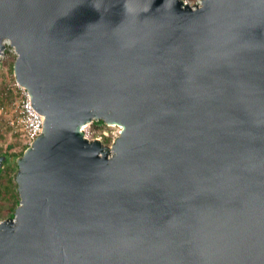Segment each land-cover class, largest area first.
<instances>
[{"label": "water", "instance_id": "obj_1", "mask_svg": "<svg viewBox=\"0 0 264 264\" xmlns=\"http://www.w3.org/2000/svg\"><path fill=\"white\" fill-rule=\"evenodd\" d=\"M6 39L45 121L0 264H264V0H0Z\"/></svg>", "mask_w": 264, "mask_h": 264}, {"label": "rangeland", "instance_id": "obj_2", "mask_svg": "<svg viewBox=\"0 0 264 264\" xmlns=\"http://www.w3.org/2000/svg\"><path fill=\"white\" fill-rule=\"evenodd\" d=\"M191 4L197 0H188ZM17 55L8 54L0 66V107L4 106L0 117V155L7 157L0 168V221L14 217L20 195L16 181L17 158L29 147L27 135L21 128L15 130L10 121L15 118L14 107L3 95L8 82L15 80L14 62Z\"/></svg>", "mask_w": 264, "mask_h": 264}, {"label": "built area", "instance_id": "obj_3", "mask_svg": "<svg viewBox=\"0 0 264 264\" xmlns=\"http://www.w3.org/2000/svg\"><path fill=\"white\" fill-rule=\"evenodd\" d=\"M185 1L195 6L201 4L202 0H197L192 4L188 0ZM4 44L5 53L1 56V62L8 54L17 55L10 40L6 39ZM3 95L11 101L14 107L15 118L10 121L12 127L15 130L21 128L25 131L30 146L43 131L45 117L34 107L29 91L20 85L16 79L8 82ZM4 109V106L0 107V117L3 116ZM82 128L85 138L90 141L98 139L109 146L121 135L123 130V127L119 124H107L97 120L86 123Z\"/></svg>", "mask_w": 264, "mask_h": 264}]
</instances>
